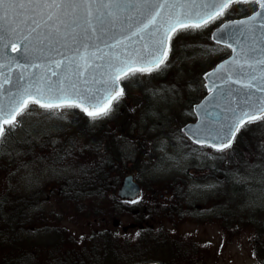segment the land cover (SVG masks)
I'll list each match as a JSON object with an SVG mask.
<instances>
[{
    "label": "snow or ice",
    "instance_id": "1",
    "mask_svg": "<svg viewBox=\"0 0 264 264\" xmlns=\"http://www.w3.org/2000/svg\"><path fill=\"white\" fill-rule=\"evenodd\" d=\"M236 4L258 7L225 20ZM217 21L209 39L231 57L205 73L218 111L200 105L204 119L188 133L223 153L247 125L264 121V0H0V69H17L0 71V138L31 106L108 117L125 95L121 81L159 74L182 33ZM9 44L18 56L6 55Z\"/></svg>",
    "mask_w": 264,
    "mask_h": 264
},
{
    "label": "trees",
    "instance_id": "2",
    "mask_svg": "<svg viewBox=\"0 0 264 264\" xmlns=\"http://www.w3.org/2000/svg\"><path fill=\"white\" fill-rule=\"evenodd\" d=\"M253 7L256 6L250 4L249 10ZM126 99L130 100L128 92L121 98L122 117H118L122 120L114 122V128L94 123L73 109L64 131L21 144L18 156L0 160V264H136L160 260L163 264H187L197 258L198 253L207 251L201 246L202 242L177 234V226L184 218L167 196L172 190L160 192L166 194L168 200L155 204L121 200L116 195L125 172L119 166L125 162L126 152L120 137L113 131L127 137L128 147L134 145L133 163L146 164L155 157L153 141L139 134L136 122L131 120L137 107L128 105ZM92 124L96 126L92 128ZM253 124H260L258 129L264 132V121ZM255 133L240 131L232 147L225 150L233 158L231 162L237 164L245 160L264 164V139L259 140ZM139 140L144 141L138 143ZM73 165L80 166L79 174L48 181L32 191L25 187L29 181L17 173L33 166L43 177L48 167ZM49 185L52 187L48 188ZM173 195L175 191L171 193L172 198ZM239 201L236 199L234 204L237 211L224 209L214 220L229 243L240 232H251L247 227L254 224L253 254L264 263V209L253 213L255 218L250 220L249 216L240 214L247 212ZM45 205H49V211ZM114 217H129L133 226L122 231L94 228L78 241L71 228L65 225L78 219L106 224L107 219ZM166 220L175 222V234L164 230ZM155 222L162 228L159 232L152 231ZM44 235L54 238L43 242Z\"/></svg>",
    "mask_w": 264,
    "mask_h": 264
},
{
    "label": "rangeland",
    "instance_id": "3",
    "mask_svg": "<svg viewBox=\"0 0 264 264\" xmlns=\"http://www.w3.org/2000/svg\"><path fill=\"white\" fill-rule=\"evenodd\" d=\"M249 8L250 4L233 5L234 10L224 19L249 15L252 12ZM219 23L220 21H217V24L202 31L182 33L174 41L175 50L169 57L170 66L159 74L123 80L125 91L130 97V100L126 99V103L137 107L135 114L131 115V120L136 122L139 134L153 141L155 157L146 164L133 163L136 156L134 145L128 147L126 144L128 140L120 139L126 158L119 167L125 171L124 175L135 174L136 180L145 188L138 200L140 204H155L168 200L166 197H160V192L167 191L161 188L163 183H158L160 187L157 184L151 187L155 183L153 177H157L158 180L189 178L186 181L191 183L192 193L190 192L187 202L193 206V210L188 217L180 221L176 232L178 235L193 237L202 242L204 245L201 246L207 251L198 253V257L189 260L187 264H262L253 254L254 224L251 223L253 225L247 227L251 232H240L239 236L229 243L214 216H220L219 213L224 209L237 211L238 208L234 206L236 199H240L239 204L243 203L242 209L247 212L240 214L244 217L249 216L250 220L255 218L253 213L264 209V164L245 160L235 164L231 162L233 158L226 152L196 147L181 132V127L185 123L195 120L193 105L206 95L203 74L230 54L229 49L217 46L209 39L211 31ZM122 105L123 101H118L108 117L97 119L94 123H105L114 128L116 125L114 122L119 123L118 121L122 120L118 117ZM72 111L73 109H66L59 111L57 115H47L37 106H31L18 117L16 125L10 130L6 128L5 136L0 142V160L18 156L21 144L38 141L64 131L72 118ZM260 124L247 125L244 130L247 133L256 132L255 136L263 140L264 132L258 129ZM95 126L92 124V128ZM138 137L145 139L143 136ZM143 141L139 140L138 143ZM79 167V165L48 167L43 177L33 166L20 169L17 173L29 181L25 187L32 191L48 181L79 174ZM150 192H156V196L150 195ZM45 208L47 211L50 210L49 205H45ZM131 220L129 217L124 219L114 217L107 219L104 224L100 221L90 223L85 222L86 219H78L73 220V223L66 222L65 225L71 228L79 241L94 228L127 230L133 226ZM163 226L165 231L175 234L173 223L166 220ZM153 230L159 232L157 222ZM53 238V235L41 237L43 242ZM156 252L161 254L159 250ZM165 253L168 254L169 250ZM166 260L169 261V257H166Z\"/></svg>",
    "mask_w": 264,
    "mask_h": 264
},
{
    "label": "water",
    "instance_id": "4",
    "mask_svg": "<svg viewBox=\"0 0 264 264\" xmlns=\"http://www.w3.org/2000/svg\"><path fill=\"white\" fill-rule=\"evenodd\" d=\"M244 18V17H242ZM238 19H241V18H238ZM243 39V38H241ZM214 42V41H213ZM215 43V42H214ZM22 47V46H21ZM6 55L8 57H13V56H18V53L12 51V47H11V44H9V47L7 49L4 50ZM230 55L225 58L224 60H222L221 62H219L213 69L207 71V72H210V71H213L214 69L217 68L218 65H220L221 63H223L225 60H228L230 59ZM0 62H3V63H7L6 61H0ZM21 63H23V61H21ZM12 68V74L13 75H16L17 74V69L13 66V65H8V67H5V68H2L0 69V71H3L5 72V74L8 73V69ZM51 70H56L54 66H52V69ZM32 71H36V69H32ZM206 72V73H207ZM50 74V73H49ZM203 78H204V81H205V88L207 90V95L200 101L198 102L197 104L194 105V112H195V115H196V121L195 122H190V123H187L186 125H184L182 127V131L183 133L193 142H194V139L195 138H190V133H188V129H194V128H197L199 126H201V122L202 120L204 119L201 112H200V105H206L208 106V110L209 112H212V111H218V109H214L213 107H211L209 105V101H211L213 99V96H214V93L209 91V88L213 87V83H212V80L211 79H207L205 78V73L203 75ZM214 79V78H213ZM121 83V82H120ZM122 87V85H121ZM225 89H227L228 85H224ZM231 87L233 89H236L238 86L237 85H231ZM238 135V134H237ZM1 139V138H0ZM234 142V141H233ZM196 144V143H195ZM198 145V144H196ZM200 146V145H198ZM130 183H131V186H130ZM134 186V187H133ZM141 194V186L140 184L135 180L134 176L132 174H129L127 175L126 177H124V179L122 180V183H121V186L120 188L118 189L117 191V195L122 198V199H127V200H135L137 199ZM138 264H162V263H159V262H148V263H138Z\"/></svg>",
    "mask_w": 264,
    "mask_h": 264
},
{
    "label": "flooded vegetation",
    "instance_id": "5",
    "mask_svg": "<svg viewBox=\"0 0 264 264\" xmlns=\"http://www.w3.org/2000/svg\"><path fill=\"white\" fill-rule=\"evenodd\" d=\"M114 134L118 135L120 137V139H127L126 136H122L121 134H118V132H115ZM126 143H128V141ZM186 179L189 180L188 177H174L172 179L165 178V180H163V179L158 180L157 177H153L152 180L155 181V183L153 186H151V187H155V186L159 185L158 183H163L162 188H165L167 190H172L171 193L173 191H175V195H173V198L171 196V193L168 194V196L172 198V205L177 209V213L179 215H181L183 218H186L190 214L189 212H192L191 207L193 208V206H191L187 202L190 198V192L192 193V188L190 186L191 183L187 182ZM142 189H143V187H142ZM144 190H145V188H144ZM150 195L156 196V192H150ZM165 196H166V194H164V193L160 194V197H165ZM150 198H152V197H150ZM151 200H153V199H151ZM186 214H188V215H186ZM168 221H170V220H168ZM171 223H173V225H175V222H171ZM154 227H155V225L152 227V229ZM158 229H162V228L158 227Z\"/></svg>",
    "mask_w": 264,
    "mask_h": 264
}]
</instances>
